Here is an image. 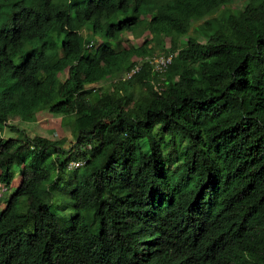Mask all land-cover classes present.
Segmentation results:
<instances>
[{
  "label": "trees",
  "instance_id": "trees-1",
  "mask_svg": "<svg viewBox=\"0 0 264 264\" xmlns=\"http://www.w3.org/2000/svg\"><path fill=\"white\" fill-rule=\"evenodd\" d=\"M235 1L0 0V184L15 165L21 180L0 212V264H264V0L216 15ZM198 17L206 41L180 45ZM86 26L106 40L93 53ZM125 32L152 36L124 46ZM167 34L158 71L150 45ZM40 111L75 115L69 150L3 136ZM51 171L72 185L65 229L42 194Z\"/></svg>",
  "mask_w": 264,
  "mask_h": 264
},
{
  "label": "rangeland",
  "instance_id": "rangeland-1",
  "mask_svg": "<svg viewBox=\"0 0 264 264\" xmlns=\"http://www.w3.org/2000/svg\"><path fill=\"white\" fill-rule=\"evenodd\" d=\"M247 0H237L227 6L221 7L216 15L228 16L230 13H237L242 9L244 3ZM205 17H198L192 21L191 28L186 36H182L178 39L180 45L186 44L187 38H196L199 42H204L207 39L208 27L205 24ZM82 36L85 42L88 44L92 42V46L89 47V52L93 53L99 43L105 39L98 36H93L89 28L86 26L82 29ZM150 32H146L141 38H135L130 32L123 33V45L129 46L131 44L140 45L144 39L151 38ZM106 41V40H105ZM50 49L48 53L59 52L61 39L53 33L49 38ZM171 45V34H167L161 37V43L150 46L154 47V58L153 64L162 65L163 58L161 57L165 51L169 50ZM60 80H63L64 75H60ZM112 86V80L106 79L100 83L89 86L91 88H104L108 89ZM76 117L74 114L69 115H56L51 114L48 111H40L36 113V121L34 123H25L19 118L10 119V127L5 129L3 136L5 137H16L17 131L25 132L28 135H40L43 137L62 140L64 151L69 150L70 147L75 143V133L77 134ZM75 132V133H74ZM71 165H68L70 169ZM15 172L14 180L9 187L0 184V212L5 207L8 198L14 193L16 188L20 184V168L17 165L13 167ZM67 180V179H66ZM65 180L64 177H58L55 171H51L50 178L47 183L42 187V194L49 203L50 212L58 222L62 229L68 228L71 223V219L75 212L72 208L71 199L69 196L72 188L71 184ZM49 187H51L49 189Z\"/></svg>",
  "mask_w": 264,
  "mask_h": 264
},
{
  "label": "built area",
  "instance_id": "built-area-1",
  "mask_svg": "<svg viewBox=\"0 0 264 264\" xmlns=\"http://www.w3.org/2000/svg\"><path fill=\"white\" fill-rule=\"evenodd\" d=\"M161 57L163 58L162 65L160 66L157 65L158 67H155V64H154L155 70L163 71L166 68V66L171 63L172 55L165 56L163 54ZM140 68H141L140 64L136 65L129 73L126 74V78H130L131 76L136 74L140 70ZM70 165H71L70 169H75V168L81 167L83 165V162L82 161L71 162Z\"/></svg>",
  "mask_w": 264,
  "mask_h": 264
},
{
  "label": "clouds",
  "instance_id": "clouds-1",
  "mask_svg": "<svg viewBox=\"0 0 264 264\" xmlns=\"http://www.w3.org/2000/svg\"><path fill=\"white\" fill-rule=\"evenodd\" d=\"M88 47H91V44L87 45Z\"/></svg>",
  "mask_w": 264,
  "mask_h": 264
}]
</instances>
